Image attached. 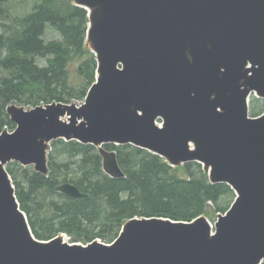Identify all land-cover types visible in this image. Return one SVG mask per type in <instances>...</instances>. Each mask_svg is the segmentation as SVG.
<instances>
[{
    "label": "water",
    "instance_id": "water-1",
    "mask_svg": "<svg viewBox=\"0 0 264 264\" xmlns=\"http://www.w3.org/2000/svg\"><path fill=\"white\" fill-rule=\"evenodd\" d=\"M89 12L97 80L82 104L10 105L0 135V264H264V0H73ZM99 149L103 171L125 178L117 153L131 145L171 167L199 163L236 199L215 225L134 218L112 245L35 238L6 170L49 174L54 141ZM57 191L84 199L72 184ZM214 230L216 234L214 235Z\"/></svg>",
    "mask_w": 264,
    "mask_h": 264
},
{
    "label": "trees",
    "instance_id": "trees-1",
    "mask_svg": "<svg viewBox=\"0 0 264 264\" xmlns=\"http://www.w3.org/2000/svg\"><path fill=\"white\" fill-rule=\"evenodd\" d=\"M88 29V11L73 0H0V134L16 128L7 113L10 105L35 108L86 99L98 67L87 46ZM53 33L56 37L51 38ZM263 111L253 107L251 116ZM104 148L117 153L125 178L107 176L99 150L77 141L53 142L49 175L25 172V186L7 168L37 239L66 234L75 243H112L134 218L192 222L206 216L213 221L235 200L234 191L212 184L199 163L172 168L163 158L131 145ZM64 184L87 197L59 193Z\"/></svg>",
    "mask_w": 264,
    "mask_h": 264
},
{
    "label": "rangeland",
    "instance_id": "rangeland-1",
    "mask_svg": "<svg viewBox=\"0 0 264 264\" xmlns=\"http://www.w3.org/2000/svg\"><path fill=\"white\" fill-rule=\"evenodd\" d=\"M51 36V38H54V37H56V33H53L52 35H50ZM42 64H44V62H41ZM17 106H19V105H17ZM25 109H30V108H34V107H28V106H23ZM250 107H251V110H252V108L254 107V108H256V107H258L259 109H263L264 108V100H261V99H258V98H256L255 96H252L251 97V104H250ZM264 112V111H263ZM262 112V113H263ZM16 129V128H15ZM14 129V130H15ZM9 131V132H13L14 130H12V129H10V128H6V129H4L2 132H4V131ZM2 132H1V134H2ZM0 134V135H1ZM14 165H18L17 167L16 166H14ZM12 167L13 169H14V171H15V177L18 179V181L19 182H21L22 183V185L23 186H25V179H24V177H25V175H26V173L25 172H28L29 174H33V173H37L36 172V170H35V167L34 166H30V167H24V166H22V165H20L19 163H16V162H11V163H9L7 166H6V168H8V167ZM26 186H28V185H26ZM219 215L220 214H218V215H216L215 216V218L213 219V221H211L212 222V224H214L217 220H218V217H219ZM61 235H63L64 237H65V239L67 240V241H69V242H72L71 240V238L68 236V235H66V234H61ZM99 240V239H98ZM99 241H101V240H99ZM102 242V241H101ZM104 243V242H103ZM106 244H108V243H106Z\"/></svg>",
    "mask_w": 264,
    "mask_h": 264
}]
</instances>
